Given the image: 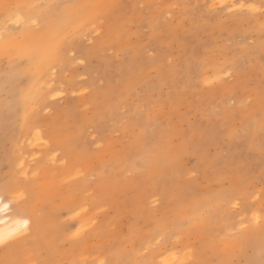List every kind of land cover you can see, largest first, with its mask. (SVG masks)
<instances>
[{"label": "rangeland", "instance_id": "374dc122", "mask_svg": "<svg viewBox=\"0 0 264 264\" xmlns=\"http://www.w3.org/2000/svg\"><path fill=\"white\" fill-rule=\"evenodd\" d=\"M0 47V264H264V0H0Z\"/></svg>", "mask_w": 264, "mask_h": 264}, {"label": "bare ground", "instance_id": "6f19581e", "mask_svg": "<svg viewBox=\"0 0 264 264\" xmlns=\"http://www.w3.org/2000/svg\"><path fill=\"white\" fill-rule=\"evenodd\" d=\"M218 3H224V2L219 1ZM71 20L72 17H69L67 21L69 22ZM36 57L39 59L41 56H36ZM34 60H35L34 56L21 51H16L13 54L12 59L9 60L11 62V66H10L11 70L8 74L3 76V78H0V96L4 90L5 92L8 93L6 99L2 100L0 104V106H5L2 109L4 113L9 115V113L15 111L17 106L19 105L21 107L25 106V103L27 102V95L31 87L29 85L23 86L21 84V80L27 74L29 75L27 76L29 80L33 78L31 77L32 72L27 71L26 67L31 65L34 62ZM1 75L2 74H0V77ZM1 123L2 122H0V128H1ZM2 190L3 189H0V205L5 206L6 209H8L10 208L11 204L8 201H3V197H5V194L2 192ZM35 204L33 203L34 206ZM22 205L19 206L17 205L14 208L13 214L11 216H3L1 218V221L3 223L2 226L5 230V233L8 235H16L21 232L28 231L30 221H33L32 234L29 237L21 235L11 240L8 243V247L12 249L21 247L24 243V240L31 238L32 236L35 235L36 232H38L41 229V224L38 221H36L35 218L29 213V209L26 206H22ZM252 264H254V262Z\"/></svg>", "mask_w": 264, "mask_h": 264}]
</instances>
